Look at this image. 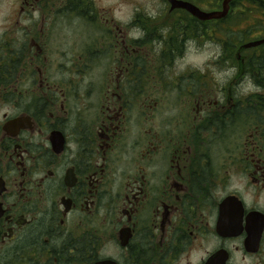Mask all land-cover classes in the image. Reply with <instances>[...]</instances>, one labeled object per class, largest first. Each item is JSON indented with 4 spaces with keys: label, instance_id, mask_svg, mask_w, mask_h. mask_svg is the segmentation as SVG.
Returning <instances> with one entry per match:
<instances>
[{
    "label": "flooded vegetation",
    "instance_id": "af4514ba",
    "mask_svg": "<svg viewBox=\"0 0 264 264\" xmlns=\"http://www.w3.org/2000/svg\"><path fill=\"white\" fill-rule=\"evenodd\" d=\"M219 20L169 0H0V264H241L232 242L264 264V234L245 249L264 214V45L244 67L247 41L179 62ZM231 196L238 237L218 233Z\"/></svg>",
    "mask_w": 264,
    "mask_h": 264
},
{
    "label": "water",
    "instance_id": "95a60500",
    "mask_svg": "<svg viewBox=\"0 0 264 264\" xmlns=\"http://www.w3.org/2000/svg\"><path fill=\"white\" fill-rule=\"evenodd\" d=\"M172 5V9L185 8L188 9L193 15L207 20V19H221L229 15L231 9V3L233 0H224L223 9L206 13L200 10L196 5L183 0H169ZM264 45V38L254 39L249 42L243 43L237 52V59L241 66L244 67L246 57L242 53L249 48H254ZM231 207H236L232 210ZM243 207L240 199L231 196L227 198L222 205L220 219L218 223V233L227 237H238L243 232ZM262 216V217H261ZM254 220L251 222V226H248V237L245 242V249L250 253H257L261 247V241L264 234V214L260 212L253 213ZM230 253L226 250L218 251L213 259L208 264H228V258Z\"/></svg>",
    "mask_w": 264,
    "mask_h": 264
},
{
    "label": "rangeland",
    "instance_id": "374dc122",
    "mask_svg": "<svg viewBox=\"0 0 264 264\" xmlns=\"http://www.w3.org/2000/svg\"><path fill=\"white\" fill-rule=\"evenodd\" d=\"M215 4H218L219 6H221V10L223 9V0L219 3L215 2ZM233 5H234L233 10H232L233 13H231L232 17L230 16L231 18L224 25L223 33L218 32L220 36L226 37L228 35L227 29L229 27L240 28L242 26L243 22H247V28L246 29H248V30L250 29L249 28L250 23L253 21L259 22V23H257V26L262 28V29L264 28V15H263L264 6H260L261 3H258V5L256 7V5H254V3L249 2L248 0H237L236 3H234ZM244 12H247V14ZM218 24L219 23L214 24V29H213V31H214V43L211 47H210L211 43L209 41L208 43L205 44V46H204L205 48L203 50H200V49L198 51L193 50L191 53H189L187 55V57L183 61H179V62H181L182 64H202V63H206V62H215L216 63L218 61L224 62L225 61L224 57L230 58L231 55H223V56L221 55V53L223 51V47H232L230 45V43H228V42H235V43L239 44L240 43L239 37H233L228 42L223 41V40L215 37V34H216L215 31L219 30V29H216L215 26H220ZM260 28L252 31V33H251L252 36L249 39H247L246 41L248 42V41L254 40L260 36H264V34L258 35V34H260V31H259ZM239 34L241 37H243V35H242L243 33H239ZM189 46L194 47V44L190 43ZM249 54H250V58H251L252 66H253V63L255 62V57L254 56L251 57V54H252L251 51H249ZM219 79L222 81L224 79V77L220 76ZM251 89H253V87H252V85L249 84V80H247L246 90L249 91ZM240 90H242V87H240ZM248 128H249V126H248ZM248 199H250V197H248ZM238 245H241V244L238 242H232L230 244L231 251L234 254L236 260L239 261L241 264H253V261L255 259L248 256L245 251H238L236 249V246H238ZM261 256H264V249L261 253Z\"/></svg>",
    "mask_w": 264,
    "mask_h": 264
},
{
    "label": "trees",
    "instance_id": "16d2710c",
    "mask_svg": "<svg viewBox=\"0 0 264 264\" xmlns=\"http://www.w3.org/2000/svg\"><path fill=\"white\" fill-rule=\"evenodd\" d=\"M219 1L221 2L222 0H216V2H219ZM236 1L237 0H233L232 4L236 3ZM248 1L254 3V5H256V7H257L258 2H260L262 0H248ZM260 6H264V3L261 2ZM244 13L247 14V12H244ZM263 15H264V13H263ZM231 17H232V15H231ZM231 17H228L227 20H226V17L225 18H221V20H219L218 22H215V23H219L218 25H220V26H215L216 29H219L218 31H215L216 32L215 37H217V38H219V39H221L223 41H226V42L230 41V39H232L233 37H239V41H240L239 44H237L235 42H228V43H230V45L232 47H236V46L242 44L243 42H245L247 39H249L252 36L251 33H252L253 29H249V30L248 29H242V30H240V28H237V27H229L227 29L228 35L226 37L220 36L219 33H223L224 25L226 24V22H228V20ZM215 20H218V19H215ZM251 26H255V25L252 24ZM263 31H264V28L262 29V32ZM239 33H243L242 34L243 37H241Z\"/></svg>",
    "mask_w": 264,
    "mask_h": 264
}]
</instances>
